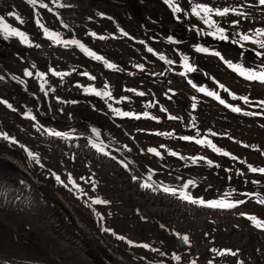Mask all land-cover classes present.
<instances>
[{
  "label": "rangeland",
  "instance_id": "rangeland-1",
  "mask_svg": "<svg viewBox=\"0 0 264 264\" xmlns=\"http://www.w3.org/2000/svg\"><path fill=\"white\" fill-rule=\"evenodd\" d=\"M91 1L97 7L107 5L104 0ZM146 1L149 0H143L142 3ZM80 3L79 0H38L40 8L51 7L52 10L46 14L47 22L52 26L60 23V19L63 23L58 13L63 10L66 13L64 24L68 28L76 31L80 37L86 36L90 42H100L102 39L109 44L115 43L116 45L111 46L107 44L106 52L109 56L129 64L132 71L141 69L142 73L152 71L165 74L166 68L161 62L149 56L152 49L149 51L148 45L144 42L145 39H149L145 31L141 30V34L135 35L126 26L128 21L132 22L130 27L138 23V19L132 12L127 13L128 21H125L121 10L120 12L115 10L112 12V20L107 23V28H104L108 18L100 21L99 25H91L87 21L93 20V16L76 17L78 7L84 6ZM183 3L185 7L187 5L195 8L202 4L203 7L209 6L215 10L210 15L221 23L212 25V19H209L208 23L203 21L205 19H201L198 14L196 15L198 20L193 19L202 29L205 28L202 27L204 23L209 26L205 28L206 30H218L221 33L233 35L241 42L255 47H259V44L264 42V5L258 4L259 0H191ZM28 8L31 10L27 11ZM7 9H15L19 12L14 17V14L4 12ZM224 9H228L226 14H216L217 10L223 12ZM157 13L162 14L169 21L174 20L171 14L166 11L164 13L162 9L157 10ZM0 14L8 18L10 22L26 26L30 30L36 15L39 14L40 17L39 11L37 13L31 8V0L27 2L25 0H3L0 5ZM24 21L27 23H23ZM120 21H123L125 26H120ZM81 24H86V26L82 29L76 28ZM138 28L139 26L136 25V29ZM48 30L57 31L54 27H48ZM245 36L248 37L247 40L244 39ZM20 40L13 42L19 43ZM24 42L34 45L38 43L27 39H24ZM43 42L47 44L45 40ZM4 43L9 44L5 38L0 37V44ZM40 44L43 46V43L40 42ZM9 45L15 46L14 44ZM152 48L158 50L156 45ZM30 52L34 54H30L34 61L46 65L45 58L50 53L43 55L41 52L38 56V51ZM152 53L155 52L152 51ZM198 54L204 55L202 57L208 56L205 51L195 52L190 58L186 56L190 60V66H185L186 72L167 75L165 79L151 75L150 77L141 75L134 79L126 78L125 75L121 77L107 75L99 79V82L93 81L94 87L92 84L85 89L76 86L72 88L69 77L58 75L60 79H56L58 88L55 90V95L68 99V101L65 104L56 103L55 108L57 111L71 113L74 106L90 104L96 111V120L100 121L110 133L122 141L126 140L124 136L126 132L135 139V145L130 143L135 150L132 154L139 152V158L155 172L171 173L184 180L213 188L244 182L242 187L233 190L243 189L245 193L241 196L244 198L239 199L235 197L236 193H229L228 197L234 201L239 199V201L230 202L232 203L231 208L225 210L226 213L219 211V208L206 210L205 213L195 212L192 208L191 211H186V208L190 209L187 203L182 209L177 207V204L172 206L167 203L151 202L150 198L141 195L143 193L141 183L143 182H139L140 186H137L134 191V188L126 185L129 181L124 182V178L127 180V178L137 177L141 181L154 183L152 191L155 195L158 194L160 188L164 189V187L157 181L153 182L143 176L141 169H138L139 173L135 172L134 168L129 169L131 172L129 173L125 170V165L127 167L129 164L119 157L118 160L114 158L111 161L108 157L103 159L101 153L99 155L94 153L92 157L87 158L88 162H95L102 168L93 167L94 164L85 160L84 153L86 152H84L76 165L67 164L65 167H54L55 162L40 159L43 166L54 171L51 174L41 171L38 166L34 167L35 163L38 164V156L35 155L38 153L37 125L29 121L26 124L25 116L29 109L25 93L20 89L21 87L14 85L13 80L9 79L5 73L6 80L0 79V84H5L0 86V139H3L2 137L12 138L18 147L32 149L33 153L19 156L23 164L28 169L39 173L38 177L41 180L55 185L67 197V200L82 208L81 210L93 222L94 227L101 232L102 238L111 244V249L122 252L124 257L133 262L144 263V258H152L154 261H164L170 264H264V203L258 201L254 195H249L254 192L257 185L261 186L264 180L260 169H257L264 168V151L262 150L264 148V105H262L264 104V83L240 76L238 70L234 69L235 67L229 64L227 66L219 57L212 54L208 56L210 62L207 64L203 62L205 65L200 66L202 62L199 63L196 59ZM50 55L57 56L56 54ZM151 57L155 60L150 61ZM50 63H53L55 68L57 66L58 73H67L74 68L80 74L81 71L90 72L94 69L98 76H102L94 63H83L78 58L68 63L54 59ZM71 64L72 68H69ZM41 71L44 75L46 73L52 77L47 66H43ZM190 71L192 75L196 74L189 78ZM201 73L219 83H217L219 87H215L216 92L214 87L201 83V77L197 75L202 76ZM103 80L108 85V90L102 86ZM72 99L77 100V103L72 102ZM221 100H225L224 103H221ZM244 103H251L255 109ZM194 106L197 108L188 109ZM236 108L240 111L233 110ZM255 112L263 116L251 115ZM207 127L214 128L213 135L205 132ZM206 136H210V140L205 139ZM200 138L207 142L200 144L198 142ZM84 139H86L85 136L78 139L74 148H79ZM213 141L222 146L218 149L214 148L218 150L217 152L209 146ZM252 169H257L259 177ZM103 182L106 184L104 185ZM128 185L130 186V183ZM107 188L111 194L107 193ZM129 191H134L133 196ZM128 193L130 198L138 203L137 205L127 203L130 199L127 196ZM196 197L210 201L199 195ZM106 202L112 203L107 204ZM207 203L212 204V201ZM195 210L198 211V208L196 207ZM3 218L12 220L20 227L31 230L36 237L40 236L43 240L57 246L63 251L62 255H67L70 261L63 260L52 251H45L36 244L30 246L31 244L27 245L23 241L22 244L27 248H18L15 242H5L11 249L42 256L47 262H49L47 259H51L54 263L59 260L63 264H96L92 257L74 248L73 244L63 237L53 233L49 225L42 220L32 218L28 214H21V217L14 219L6 215ZM146 227L147 230H145ZM23 232L24 236L30 239L26 231L23 230ZM185 237H187L186 240ZM193 237H199L201 242L197 246L199 249L191 252L188 248L194 246L191 242ZM177 238L181 240L177 242ZM172 241H175L178 247L191 252L188 253L189 255L186 254L188 255L186 259L181 257L180 252L167 251L164 247L162 248V243L164 246ZM227 255L232 256V263L226 260V257L231 258ZM77 258L82 260L81 263L76 261ZM0 264L3 263L0 262Z\"/></svg>",
  "mask_w": 264,
  "mask_h": 264
},
{
  "label": "bare ground",
  "instance_id": "bare-ground-1",
  "mask_svg": "<svg viewBox=\"0 0 264 264\" xmlns=\"http://www.w3.org/2000/svg\"><path fill=\"white\" fill-rule=\"evenodd\" d=\"M79 1H81L82 4H84L85 8H91V5H90L91 0H87L85 2L83 0H79ZM122 1L124 2V6L121 7L122 14L126 17L127 13L132 12V14H134V17L136 18L140 16L141 9L143 7H146L144 5H150L151 3H153L151 1L150 2L146 1L142 3L143 0H122ZM164 1L165 0H161V2H164ZM35 2H33L32 0V3H31V5H33L32 7L33 10H35L36 12H38L39 10L40 14L44 18H48L46 13L52 9L47 8V7L39 9V6H37L38 0H35ZM171 4H173V2ZM4 12H7L8 14H17L19 11L15 9H9V10H5ZM58 13H60L63 23H66V13L63 10L59 11ZM179 14H180L179 16H181L182 13L179 11ZM0 20H2L3 22L2 24H0V30H1V35H2L0 37L5 38L6 34L4 30V25H6L8 21L5 18H3V15L1 14H0ZM60 23H62L61 19H60ZM193 28L194 27L187 29V36H191L189 33L192 32ZM202 34L208 35L209 33L204 32ZM211 34H213L211 35V38L214 40H218L220 39V37L223 36V35H218L216 33H211ZM76 35L77 36L79 35L77 34L76 31L74 30L73 32L71 30L67 31V28H66L65 33L59 32L55 36L51 33L47 34L46 32H42L41 37L28 34L24 36V39H27L28 41H32L36 39L37 42L38 40L40 42L42 38L46 36H49L50 38L57 37L58 39L65 40L71 37L76 39ZM7 38H8L7 42L9 44H14L16 46V49L12 50L10 47H4L3 45H0V68L5 70L8 76L15 77L19 86L24 91L23 93L26 92V95H27L26 104L27 106L32 107L33 109L32 112H29L27 114L31 119L35 121L39 120V122L41 121L42 124H45V126L47 125L51 128H58V129H63L66 132H72L71 134H73V136L77 138H82V136L86 135L90 139L91 143L93 144H99V143L105 144L107 147L114 148L118 150L119 152L123 154H128L131 158H133L132 152H134L135 150L133 146H131L130 143L135 145V139L131 135L127 134L126 131H125L126 133L124 134V136L126 137V140L118 141L120 139H115L112 136V134L108 131V129L107 130L105 129L102 123L93 121L94 119H97L95 118L96 111L94 110V108H92L89 105L88 106H74L72 108V113H79V114L86 115L88 116L89 119H84V120H79V121L73 120L67 126H57L53 124L49 120V118H41L39 114H44L46 117L51 116L55 119H58V117L54 115V111H53L54 106L56 104V98L54 95L51 94L48 88L45 89L44 94H41L40 87L38 86L37 82L31 79L27 74L20 73L19 68L25 65L34 71L39 72L40 70L35 65V63H33L30 59L28 60L24 59L19 53L16 52L18 51V52L24 53L25 55H30V54L34 55L30 51H38L40 47L38 48L37 46V47L32 48V47L21 46L18 43H14L13 38L11 36H7ZM178 47L184 51L183 54L187 56L188 58H190L191 55L194 54V49L198 51H205V52L212 51V53L214 54H217L219 52L221 54V51H220L221 46L213 44V45H208L207 47H204L203 44L199 41L194 42L193 44L192 43H186L184 45L181 44ZM90 49L94 51L93 47H90ZM165 54L168 56H172L171 52H166ZM56 55H57V58L59 59L64 58V55L60 52H57ZM244 56H245L244 57L245 60H248V62L253 63V64H248V66L246 67L248 72H252L256 74H259L260 72H264V61L262 60L256 61L254 58L246 57V55ZM261 57H264V55H262ZM198 58H200L202 62H206L207 64V61H208L207 57H202L199 55ZM222 58H230L227 60V62L233 67H235L234 68L235 70L241 71L245 68L246 63L244 62V60L241 58L240 55L236 54L234 50H232V52L228 53L227 55L225 54V56H222ZM184 64L187 67L188 63H184ZM193 75L190 72L188 74V77L190 78ZM197 75L201 77L200 78L202 80L201 83H204L205 85H210L211 87H214L215 92L217 91L215 87L218 86L219 84L218 82L217 84L216 81H214L208 76H205L204 74H202V76L199 74ZM23 99H24V96H23ZM57 99L59 100V102H62V103L65 102V99L61 97H58ZM105 119L109 120L107 118ZM84 125L87 126V128ZM97 128L102 129V132L98 133L96 131ZM37 129L38 131H41V132L44 131L50 135L53 134L51 133L50 130H45L42 126H38ZM54 135L58 136L56 135V133ZM106 146H103V149ZM262 150L264 151V148H262ZM23 152L33 153V150L26 149L25 151H22L21 148L16 147L13 144L12 140L0 139V180L2 182L3 181L8 182L9 191H14V192H17L19 190L18 187L15 186L16 183L24 182L23 185L31 189L32 201L35 203V208L31 210V213L38 215V211H39L41 214H43L44 216L43 219H39V220L46 222L52 231L57 233L59 236L63 237L67 242L73 244L74 248L80 251H84V247L79 244L85 243V247L88 250H91V249L96 250L94 252L91 251L93 255H95L97 258L101 257V260L103 261L105 260L107 264H111V263L113 264H170L164 261L163 262L154 261L152 258H144L143 259L144 263H139V262L137 263V262H133L132 260L124 257L122 253L110 252L104 239H102L100 234L96 231L93 222H91L87 218L85 212L81 210L82 208L74 206L69 200L66 199V196L57 189V187H55L50 182L41 180L38 177L39 173H37L35 170L28 169L22 163L19 156L23 155L24 154ZM74 158L77 161V158L76 157ZM137 159H138L137 157H134L133 160L137 161ZM35 165L36 166L34 167L38 166L44 172L49 171V169L44 168L37 163H35ZM134 170L136 169L134 168ZM136 171L138 172V170ZM155 173L156 172H152L150 169L147 170L145 168V165L141 164V174L143 176H145L146 178L152 177V179L154 178L159 184L167 188L173 187L172 181L169 179H166L167 175L172 176L173 174L161 172L162 175L155 177ZM123 181L126 182V179L124 178ZM38 187H41L43 190H45L47 194L43 200H40L38 198ZM261 199L264 200V197ZM127 203L129 205L138 204V203H135V200L131 198L127 201ZM3 214H4V211L0 210V255L8 254V250L6 249V244L8 242H15V244L18 247L27 248L26 246H24V244H22V241H23L27 245L31 244L30 246H34L36 244L40 248L44 249L45 251H52L58 257H61L63 260L70 261V258L68 259L67 255H62L63 251L59 249L57 246L50 244L49 242L43 240L40 236L36 237L35 234L31 230H27L23 226L20 227L19 225L15 224L12 220L4 219L2 216ZM6 217L14 219V218L21 217V214L14 212V211H9L6 213ZM23 230L26 231L27 236L32 241L24 236ZM61 232L64 233L65 235L72 236L73 241L71 239H67V237L63 236ZM10 238L12 239V241ZM44 241L47 243H45ZM191 242L194 246L188 249L191 252H193L195 249L198 250L199 248H197V246L200 244L201 239L199 237H193ZM174 247L179 248L177 244L175 243V241L168 242L166 245H164L165 250L167 251L174 250L177 252L178 250L174 249ZM186 253H189V252L187 251L183 252V255H185ZM103 256H104V259H103ZM227 259L230 261H228ZM226 260L229 263L233 262L232 258H226ZM76 261L78 263H81L82 260L80 258H77Z\"/></svg>",
  "mask_w": 264,
  "mask_h": 264
},
{
  "label": "water",
  "instance_id": "water-1",
  "mask_svg": "<svg viewBox=\"0 0 264 264\" xmlns=\"http://www.w3.org/2000/svg\"><path fill=\"white\" fill-rule=\"evenodd\" d=\"M196 31V30H195ZM196 34H198V38L196 37ZM211 35L213 34H202V33H198L197 31L193 33V38H195L197 41L201 42L203 44L204 47H207L208 45H219L221 46V54L218 52V54H220V57L222 58V56H225V54L227 55L228 53H231L232 50H234L236 52V54L240 55L241 58L244 60L245 64V68L248 66V64H253L248 62V60L244 59V55H246V57H251L254 58L256 61L258 60H262L264 61V57H261L262 55H264V51H260L257 49H252L250 47L245 46L244 44L232 40L228 37H226V39H222L220 37V39L218 40H214L211 38ZM225 37V36H224ZM246 52V53H245ZM260 53V55L258 56L257 53ZM247 59V58H246ZM222 60L224 62H227L228 58H222Z\"/></svg>",
  "mask_w": 264,
  "mask_h": 264
},
{
  "label": "snow or ice",
  "instance_id": "snow-or-ice-1",
  "mask_svg": "<svg viewBox=\"0 0 264 264\" xmlns=\"http://www.w3.org/2000/svg\"><path fill=\"white\" fill-rule=\"evenodd\" d=\"M33 2H35V0H33ZM260 3H261L262 5H264V0H260ZM201 10H202L203 12H205V13H210V12L212 11V9H209V8H206V7H202ZM193 11L195 12V8L193 9ZM227 11H228V9H224L223 12L217 10V11H216V14H217V15H224V14L227 13ZM206 22H207V21H206ZM2 23H3L2 20H0V24H2ZM4 27L7 28V25H4ZM16 35L23 36V33H16ZM221 38H222V39H225L226 37H223V36H222ZM244 39L247 40L248 37L245 36ZM81 47H83V46L81 45ZM259 47H260V48H264V42H261V43L259 44ZM200 50H202V49H200ZM257 55L259 56L260 53L258 52ZM96 58H97V59H100V57H96ZM109 66L111 67V65H109ZM229 66H231V65H229ZM190 70H193V69H190ZM241 75H244L246 79H249V80H259V82L264 83V72H260L259 74L252 73V72H248V73L241 72ZM221 87H223V86L221 85ZM225 91H227V89H225ZM209 94H210V95H215L214 93H209ZM217 98H218V97H217ZM234 98H235V97H234ZM220 102H221V103H224L223 100H221ZM233 110H234V111H240L239 108H236V109H233ZM56 135H60V133H56ZM185 139H186V138H185ZM225 155H227V153H225ZM252 171H256V169H252ZM259 171H260L261 173H264V169H260ZM184 239L186 240L187 237H185Z\"/></svg>",
  "mask_w": 264,
  "mask_h": 264
},
{
  "label": "flooded vegetation",
  "instance_id": "flooded-vegetation-1",
  "mask_svg": "<svg viewBox=\"0 0 264 264\" xmlns=\"http://www.w3.org/2000/svg\"><path fill=\"white\" fill-rule=\"evenodd\" d=\"M212 23H213L212 25H215V24H217L218 22H216V21H212ZM84 44H86V45H87V44H91V42H90L89 40L86 39V40L84 41ZM99 47L101 48V44H100Z\"/></svg>",
  "mask_w": 264,
  "mask_h": 264
}]
</instances>
